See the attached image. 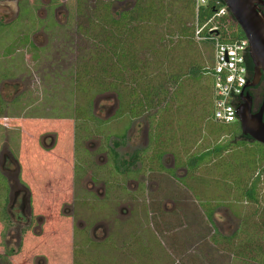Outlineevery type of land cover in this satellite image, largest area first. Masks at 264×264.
Returning <instances> with one entry per match:
<instances>
[{
	"label": "rangeland",
	"instance_id": "374dc122",
	"mask_svg": "<svg viewBox=\"0 0 264 264\" xmlns=\"http://www.w3.org/2000/svg\"><path fill=\"white\" fill-rule=\"evenodd\" d=\"M95 1L89 0V5ZM133 3L118 1L111 10L126 12ZM173 8L159 24L140 20V28H119L126 36L121 46L130 52L118 62L124 66L119 73L130 85L149 84L156 90L147 111L130 117L119 110L116 91L74 92L79 57L100 49L95 32L104 33L97 27L101 23L90 24L95 32L84 31L88 21L79 25L76 0H0V264L231 263L222 242L228 245L225 238L264 208V167L253 169L260 161L257 153L264 154L262 143L240 140L238 147L204 155L210 163L192 175L174 162L171 153L177 147L159 144L150 154L159 161H135L129 165L133 169L123 170L135 152L151 144L148 115L190 121L198 114L208 81L212 88L211 76L197 80L191 70L213 61V48L196 32L182 34L178 20L186 16ZM230 25L234 27L232 21ZM186 26H191L189 19ZM163 96L167 107L160 110L166 103ZM132 97L124 100L131 102ZM89 101L103 122L89 115L77 121L70 117L75 107L87 109ZM33 116L40 120L25 123H32L34 130H23L24 119ZM69 120L75 122L73 132ZM42 126L49 127L55 141L51 148L43 144L45 133H38ZM206 129L228 133L225 143L239 140L230 132L241 130L237 121L214 120ZM203 132L210 135L203 147L221 137ZM45 141L48 145L49 139ZM113 149L120 169L114 166ZM12 156L18 166L10 162ZM61 157L75 158L76 172L71 163L57 171ZM143 162L153 168L136 171ZM24 173L30 182L33 217L18 206L27 198L25 189L18 187ZM249 176L257 178V199L245 202L233 186ZM220 192L231 195L224 198ZM212 211L210 223L206 217Z\"/></svg>",
	"mask_w": 264,
	"mask_h": 264
},
{
	"label": "trees",
	"instance_id": "16d2710c",
	"mask_svg": "<svg viewBox=\"0 0 264 264\" xmlns=\"http://www.w3.org/2000/svg\"><path fill=\"white\" fill-rule=\"evenodd\" d=\"M118 1L123 0H96L94 5L90 6L89 0H76V12L80 17L78 22L79 25L88 21V25H84V31L95 32L96 27L94 31L93 26L95 23H101V25L97 27H101L104 33L97 35V31L95 32L96 38L98 36V40L102 42V47L100 49H89L86 54L79 57L81 60L79 67L74 71L72 86L75 94L80 93L82 95H89L94 91H116L120 100L119 110L121 111L122 108L124 111H128V115L130 117L137 116L142 112L147 111V108L152 104V96L156 94V90H154L149 84L141 87H137V85H130L129 79L124 78V74L119 73L120 70H124V66L122 64L118 65V62L126 55H130V52L121 46V44L124 45L126 42V36L122 31H119L120 27L125 30H128V28L131 29V27L132 29L140 28V20H144L146 23L151 22V24H159L162 19V15L174 10L173 7H175V9H179V12L186 16V19L178 20L181 25V27L179 26L181 33L188 35L189 33L194 34L196 32L197 37L206 43L208 42L209 46L213 48V51L215 40L222 43H232L237 40L245 39L242 29L228 9H226L225 13L219 14L220 9L225 7L223 0H134L133 6L128 8L126 12L118 11V9L111 10L112 5L116 2L118 3ZM116 15L117 17H115ZM118 15L120 16L118 17ZM122 16L124 17L123 19L121 18ZM125 18H127V20H125ZM188 19L191 22L190 27L186 26V20ZM230 21L233 22L234 27L230 25ZM91 23L94 25H90ZM187 40L191 41L190 38H187ZM213 63L214 58L213 61L212 59L208 61L207 65L205 64L201 68L197 67L191 70L193 73L192 75L195 76L197 80L205 78L206 81H208L206 76H211L209 71ZM246 65L248 68V77L250 78L253 67L248 55L246 56ZM94 82L96 83L95 86ZM207 84V86H204L207 93L201 95V107H199L197 112L198 114H193L191 117L192 120L189 121L187 118L184 119V121L181 118L173 121L159 120L154 114L148 115V127L153 130L150 131L151 135L149 140L151 144H148V146L150 145V149H148V146H145L142 148L144 149L143 151L141 149L140 151L135 152L131 159L127 162L128 167L123 170L133 169L129 168V165L131 166L135 161L142 162L144 159L148 161H159L156 157H150V154L156 152L153 149L158 147L159 144L163 146L164 144H168V147H177L178 149V151H172L171 153L174 162L178 161V166L184 168L186 174L189 172L192 175L200 167H203V164L204 166L205 164L207 166V164L210 163V160L204 159V155L209 156L220 154L223 151L238 147V142L240 140L249 143L256 141L248 135H243L241 130H239L236 131L235 134L234 132H230L239 140L235 142L232 140L230 143H225L222 139L224 135L228 133L206 129V123L210 120L220 122L213 118L214 103L216 98L213 90V83L212 88L210 87L209 81ZM160 88H163V86ZM164 92L166 93V91ZM126 96H133V100L126 103L124 100L126 99ZM161 101H164V103L166 102L164 96ZM90 102L91 101L88 102L87 109L75 107L76 113L70 117H72L74 121H77L85 120L89 115L91 118L101 121L93 114V104ZM239 104L240 97L237 96L235 107ZM166 107L167 102L160 108V110ZM237 122L239 123L238 120ZM180 126H186V128L182 129ZM162 130L168 131L162 132ZM203 130L208 131L211 135L218 133L221 137L219 138L215 135L217 138H212L210 142L207 143L208 146L203 147L202 141H206V136H210L209 134H205ZM169 132H171L172 135ZM166 133L167 135H165ZM236 143L237 145H235ZM193 148H196L195 150L197 151H193ZM112 152L114 157V166L120 169L119 159L117 163L118 153L114 149ZM143 153L146 155H142ZM262 155L257 153L261 162L257 160L255 161L256 164L253 168L254 170L261 165L264 167V154ZM77 165L78 164L76 162L74 165L75 172L78 167ZM151 168H153V166H151L150 163L147 164V162H143L142 166L135 169L136 171L138 170V172L145 173L150 171ZM209 173L215 175V173ZM251 177L252 176L247 177V179L244 180V183H235L233 186V188H237L236 190L238 191V195L245 202L250 200L256 201L257 199V178ZM229 192L232 193L234 191ZM220 193L224 196V198L231 195L223 192ZM212 214L213 211L206 217L210 223H213L211 220ZM247 227H250V229L248 230ZM261 230L264 231V208H260L257 218L251 221V223L243 224L242 228L240 227L237 231H235L234 235H238L237 237L239 238L236 237L237 241L234 244L231 245V240L234 237L232 234L225 238V241L227 243L230 242V245L222 242V247L229 251L231 257L230 264H264V243L261 242V240L264 241V232L260 233L259 231ZM241 233H243V235H241ZM176 264L181 263L177 262Z\"/></svg>",
	"mask_w": 264,
	"mask_h": 264
},
{
	"label": "water",
	"instance_id": "95a60500",
	"mask_svg": "<svg viewBox=\"0 0 264 264\" xmlns=\"http://www.w3.org/2000/svg\"><path fill=\"white\" fill-rule=\"evenodd\" d=\"M228 11L242 29L248 40V56L253 63L252 78L245 81L240 93L241 104L235 109L243 135L264 145V119L262 118V105L257 113L253 112L252 96L247 87L257 83L260 72H264V10L256 3L262 0H223ZM27 210H30V199H26Z\"/></svg>",
	"mask_w": 264,
	"mask_h": 264
},
{
	"label": "built area",
	"instance_id": "2783aa9c",
	"mask_svg": "<svg viewBox=\"0 0 264 264\" xmlns=\"http://www.w3.org/2000/svg\"><path fill=\"white\" fill-rule=\"evenodd\" d=\"M226 9V6L222 7L219 14L225 13ZM247 55L248 40L246 37L232 43H222L218 40L214 42V63L209 73L216 97L213 118L217 121L230 123L238 120L235 111L236 97L240 96L245 81L249 80Z\"/></svg>",
	"mask_w": 264,
	"mask_h": 264
},
{
	"label": "crops",
	"instance_id": "0c3cea01",
	"mask_svg": "<svg viewBox=\"0 0 264 264\" xmlns=\"http://www.w3.org/2000/svg\"><path fill=\"white\" fill-rule=\"evenodd\" d=\"M43 119H45V118H43ZM43 119H41V121L43 120ZM40 120V118H38V117H30V120H28L27 121V119H24V122H23V124H21V128L24 130L26 127L27 128H30L31 130H34V126H31V124H29V123H25V122H29V121H33V122H38ZM54 120H56V121H58V122H60L61 120H67V119H61V120H58V119H54ZM69 122H70V120H69ZM70 125H71V130H72V132H73V129H74V122H73V120H72V122H70ZM38 129V128H37ZM36 130V129H35ZM46 130H48V132H46ZM49 127L47 126L46 128H45V126H42V128H39L38 129V133H45V134H43L44 136H46L47 138H50V135L51 134H49V133H51V132H49ZM52 130V129H51ZM36 135H37V133H36ZM39 135V134H38ZM31 136H33L32 134H31ZM53 140V138L51 137L50 138V141L48 142V145L47 144H45L46 142H43V144H44V146H46V147H48V148H51V146H53L54 145V143H55V141H52ZM72 140H73V138H72ZM30 142V141H29ZM50 142H51V144H50ZM42 144V143H41ZM73 147H74V145L71 147V151L73 150V153H74V149H73ZM71 154H72V152H70ZM63 159V157H61L60 159H57V160H60L62 163H60L59 165H57V163H56V165H57V171H59V170H63V168L65 167V166H67L68 167V165H69V163H71L70 165H71V169H72V173L74 172V162H75V158L74 159H72L71 157H69L67 160L66 159H64V160H62ZM17 164H18V162H17ZM19 165V164H18ZM59 166V167H58ZM59 169V170H58ZM30 175V174H29ZM44 175V174H43ZM44 176H42V178H43ZM21 178V177H20ZM19 184L20 185H22L23 187H24V189L26 190V192H27V197H29V199H30V210H29V215H32V205H31V203H32V199H31V190H30V182H29V178L27 179V175H25V173H24V175L22 176V179L19 181ZM27 199V198H26ZM25 203H26V200H25ZM26 207V206H25ZM34 214V213H33ZM42 228H43V225H42ZM43 230V229H42ZM43 234V233H42ZM42 234L40 235V236H42ZM25 235V234H24ZM24 235H22V237L24 236ZM24 240V239H23ZM22 252V251H21ZM47 252V251H46ZM73 252V251H72Z\"/></svg>",
	"mask_w": 264,
	"mask_h": 264
},
{
	"label": "flooded vegetation",
	"instance_id": "af4514ba",
	"mask_svg": "<svg viewBox=\"0 0 264 264\" xmlns=\"http://www.w3.org/2000/svg\"><path fill=\"white\" fill-rule=\"evenodd\" d=\"M262 1H264V0H262ZM256 6H262V8H263V10H264V3H256ZM251 60V59H250ZM252 62V61H251ZM252 67H253V63H252ZM252 71H253V68H252ZM252 78V75H251V77L249 78V80ZM245 91H249V93L251 94V96H252V108H253V112H255V113H257L258 111H259V109H260V107H261V105H262V103H263V105H262V118L264 119V72H260V78H259V80L257 81V83L256 84H254V85H252V86H249V87H247V90L245 89ZM241 99H240V104H241ZM51 138V137H50ZM50 138H47L46 136L44 137V140H43V142H46L45 140L46 139H49V141H50ZM1 155V154H0ZM3 155H1V157H2ZM4 159H6V157H4ZM0 162H1V159H0ZM10 162H13V163H15V164H17V160L12 156L11 157V161ZM17 166H18V164H17ZM20 189H24V187L22 186V185H20L19 184V186H18ZM17 187V188H18ZM20 189L19 190H16V193H17V196H18V194H20ZM89 190H91L90 189V187L88 188ZM26 191V190H25ZM26 194H27V192H26ZM15 198H17V197H15ZM19 208L20 209H22L23 211L24 210H27V207H25L26 206V203H25V201H21L20 200V202H19ZM22 211V212H23ZM35 216V215H34ZM30 217H33V213H32V215H30ZM39 216H36V217H34V218H36V219H39L38 218ZM28 224H25L24 226H27Z\"/></svg>",
	"mask_w": 264,
	"mask_h": 264
}]
</instances>
